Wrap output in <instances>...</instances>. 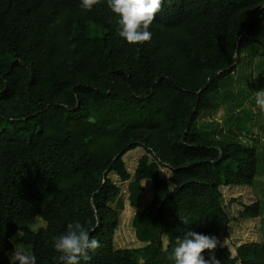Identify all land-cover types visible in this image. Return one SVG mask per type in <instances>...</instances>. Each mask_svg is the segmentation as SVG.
<instances>
[{"label":"trees","instance_id":"1","mask_svg":"<svg viewBox=\"0 0 264 264\" xmlns=\"http://www.w3.org/2000/svg\"><path fill=\"white\" fill-rule=\"evenodd\" d=\"M118 20L106 0H0V264L15 245L63 264L77 221L100 244L80 264H173L187 231L220 241L205 259L264 264V0H163L139 45ZM253 220L261 241L223 243Z\"/></svg>","mask_w":264,"mask_h":264},{"label":"clouds","instance_id":"2","mask_svg":"<svg viewBox=\"0 0 264 264\" xmlns=\"http://www.w3.org/2000/svg\"><path fill=\"white\" fill-rule=\"evenodd\" d=\"M101 0H81L85 10L100 3ZM107 7L119 17V36L130 45H139L151 40L149 30L156 15L161 11L163 0H106ZM255 103L264 111V89L255 91ZM182 223L188 221L181 218ZM220 241L215 236L187 231L183 238L176 239V246L167 259L173 264H220L212 254L205 259L203 253H213ZM100 247L99 241L80 222L68 223L67 230L53 240L54 250L60 254L63 264H80L81 258L90 259L89 251ZM10 264H37V258L30 250L15 245L10 254Z\"/></svg>","mask_w":264,"mask_h":264},{"label":"rangeland","instance_id":"3","mask_svg":"<svg viewBox=\"0 0 264 264\" xmlns=\"http://www.w3.org/2000/svg\"><path fill=\"white\" fill-rule=\"evenodd\" d=\"M131 159H129L130 161ZM132 161V160H131ZM130 161V162H131ZM163 174L165 176H169L168 169H163ZM122 187V185H120ZM124 190L125 188L122 187ZM124 195L123 199H124ZM146 198V197H145ZM224 198L225 203L224 207L229 216H236L239 211L243 208L244 205L250 204L254 200V195L251 189L249 188H242L241 191L239 190H230L229 193L224 192ZM235 201L230 202L232 199H235ZM134 213L132 209H130L128 206H126L125 210L123 211V217H124V225L121 227V231L117 233L116 235V246L117 247H132L135 245L136 240L133 239L132 232L129 228L128 220L130 219L131 215ZM243 222H238L237 227H233V232L237 231L238 239H231V240H225L223 238V243L226 244L230 249L235 248L236 244L241 242H259L262 240L261 233H260V223L257 220L246 222L244 226H242ZM244 228V230H242Z\"/></svg>","mask_w":264,"mask_h":264},{"label":"water","instance_id":"4","mask_svg":"<svg viewBox=\"0 0 264 264\" xmlns=\"http://www.w3.org/2000/svg\"><path fill=\"white\" fill-rule=\"evenodd\" d=\"M250 23H251V21L249 22V24H250ZM204 87H205V86H204ZM204 87H203V88H204Z\"/></svg>","mask_w":264,"mask_h":264}]
</instances>
